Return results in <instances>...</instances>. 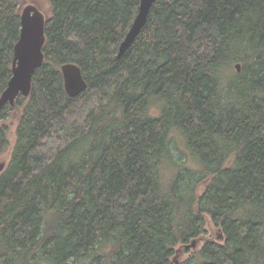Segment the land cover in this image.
I'll use <instances>...</instances> for the list:
<instances>
[{
  "label": "trees",
  "instance_id": "16d2710c",
  "mask_svg": "<svg viewBox=\"0 0 264 264\" xmlns=\"http://www.w3.org/2000/svg\"><path fill=\"white\" fill-rule=\"evenodd\" d=\"M46 1L30 95L0 110V264H174L205 216L224 242L185 264H264V0H155L120 58L139 0ZM20 7L0 0V94Z\"/></svg>",
  "mask_w": 264,
  "mask_h": 264
},
{
  "label": "water",
  "instance_id": "95a60500",
  "mask_svg": "<svg viewBox=\"0 0 264 264\" xmlns=\"http://www.w3.org/2000/svg\"><path fill=\"white\" fill-rule=\"evenodd\" d=\"M155 0H139L138 12L127 31L124 39L119 44L117 58L131 47L141 30L146 24L150 9ZM20 30L19 37L13 48L11 63V77L6 88L0 94V110L6 105L15 107L18 96L28 97L31 92L32 76L43 63V47L46 42L45 27L48 17L44 15L36 3H30L19 9ZM235 69L240 71V65ZM63 78V87L69 98L80 95L87 89L80 68L72 63L60 67ZM6 163L0 161V173L5 169ZM198 241L183 246V249H194ZM181 250V249H180ZM178 250L177 255L180 253Z\"/></svg>",
  "mask_w": 264,
  "mask_h": 264
},
{
  "label": "rangeland",
  "instance_id": "374dc122",
  "mask_svg": "<svg viewBox=\"0 0 264 264\" xmlns=\"http://www.w3.org/2000/svg\"><path fill=\"white\" fill-rule=\"evenodd\" d=\"M20 6L23 7L30 3H36L41 11L44 13L45 16L49 17V5L46 0H18ZM17 115L13 114L7 125L9 126L7 140L9 142V146L7 151L0 155L1 162H8L10 151L14 144V133H15V126L17 124ZM205 233L202 237L199 238L198 242L196 243V247L194 249H183L181 248L180 253L174 259L172 258V263L174 264H185L188 262L191 257H193L198 250L204 245L205 242L213 243V244H222L224 242L223 236L221 231L215 227L210 218L205 216V224H204Z\"/></svg>",
  "mask_w": 264,
  "mask_h": 264
}]
</instances>
